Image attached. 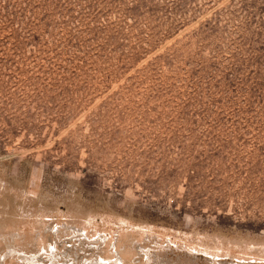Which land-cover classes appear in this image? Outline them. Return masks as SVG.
Returning <instances> with one entry per match:
<instances>
[{
  "label": "rangeland",
  "instance_id": "1",
  "mask_svg": "<svg viewBox=\"0 0 264 264\" xmlns=\"http://www.w3.org/2000/svg\"><path fill=\"white\" fill-rule=\"evenodd\" d=\"M0 264H264V0H0Z\"/></svg>",
  "mask_w": 264,
  "mask_h": 264
}]
</instances>
